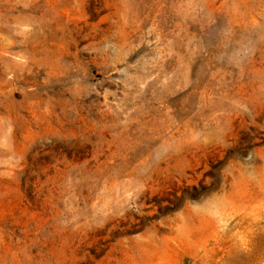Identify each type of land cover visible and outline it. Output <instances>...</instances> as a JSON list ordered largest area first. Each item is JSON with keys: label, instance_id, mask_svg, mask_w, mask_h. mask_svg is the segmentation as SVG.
<instances>
[{"label": "rangeland", "instance_id": "rangeland-1", "mask_svg": "<svg viewBox=\"0 0 264 264\" xmlns=\"http://www.w3.org/2000/svg\"><path fill=\"white\" fill-rule=\"evenodd\" d=\"M0 264H264V0H0Z\"/></svg>", "mask_w": 264, "mask_h": 264}]
</instances>
